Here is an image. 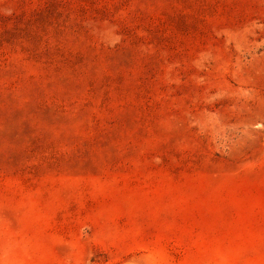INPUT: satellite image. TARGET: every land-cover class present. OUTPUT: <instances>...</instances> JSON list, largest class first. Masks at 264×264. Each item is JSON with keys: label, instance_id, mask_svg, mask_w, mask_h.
Instances as JSON below:
<instances>
[{"label": "rangeland", "instance_id": "obj_1", "mask_svg": "<svg viewBox=\"0 0 264 264\" xmlns=\"http://www.w3.org/2000/svg\"><path fill=\"white\" fill-rule=\"evenodd\" d=\"M0 264H264V0H0Z\"/></svg>", "mask_w": 264, "mask_h": 264}]
</instances>
